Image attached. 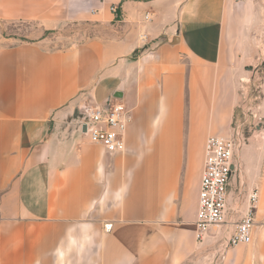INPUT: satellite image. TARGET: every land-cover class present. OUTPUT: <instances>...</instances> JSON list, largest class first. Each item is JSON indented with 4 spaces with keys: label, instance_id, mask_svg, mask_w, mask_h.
<instances>
[{
    "label": "crops",
    "instance_id": "crops-1",
    "mask_svg": "<svg viewBox=\"0 0 264 264\" xmlns=\"http://www.w3.org/2000/svg\"><path fill=\"white\" fill-rule=\"evenodd\" d=\"M243 9L242 0H0L2 22L104 30L59 50L44 40L0 47V264H179L195 252L205 143L232 124L243 80ZM117 93L131 121L125 151L109 153L78 115ZM254 190L252 243L205 255L211 264H264L260 151L234 167L228 203L240 219Z\"/></svg>",
    "mask_w": 264,
    "mask_h": 264
},
{
    "label": "rangeland",
    "instance_id": "rangeland-1",
    "mask_svg": "<svg viewBox=\"0 0 264 264\" xmlns=\"http://www.w3.org/2000/svg\"><path fill=\"white\" fill-rule=\"evenodd\" d=\"M244 3V62L242 85L236 89V108L232 124L220 136H234L240 143L235 166L240 169L244 159H255L259 151L264 157V0H242ZM102 23L67 24L57 30L44 32L36 23H11L0 21V47L5 44L37 42L44 40L50 50H59L102 36ZM258 151V154H257ZM242 213L236 215L240 216ZM240 219L239 217H237ZM242 219V218H241ZM230 229L225 225L214 227L213 233L195 252L179 264H211L205 255L223 254L229 240ZM218 238L227 243L209 248V241ZM216 243V242H213Z\"/></svg>",
    "mask_w": 264,
    "mask_h": 264
},
{
    "label": "built area",
    "instance_id": "built-area-1",
    "mask_svg": "<svg viewBox=\"0 0 264 264\" xmlns=\"http://www.w3.org/2000/svg\"><path fill=\"white\" fill-rule=\"evenodd\" d=\"M117 13V8H111ZM148 18V16H147ZM146 40V36H142ZM79 125L90 142L102 145L109 153L125 151V133L131 121L130 111L117 98L105 105L84 106L79 109ZM240 143L232 136L211 135L205 143V164L201 177L195 239L202 243L214 227L236 219L240 208L231 210L228 189L234 174L235 157ZM259 204L258 190L248 195L245 215L234 223V233L226 248L250 245L253 238L254 215ZM233 224V223H230Z\"/></svg>",
    "mask_w": 264,
    "mask_h": 264
},
{
    "label": "water",
    "instance_id": "water-1",
    "mask_svg": "<svg viewBox=\"0 0 264 264\" xmlns=\"http://www.w3.org/2000/svg\"><path fill=\"white\" fill-rule=\"evenodd\" d=\"M115 97H116V98H121V97H122V94H121V93H117V94L115 95ZM84 130H85V127H84Z\"/></svg>",
    "mask_w": 264,
    "mask_h": 264
}]
</instances>
